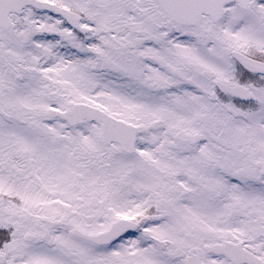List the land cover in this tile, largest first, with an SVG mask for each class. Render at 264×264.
<instances>
[{
  "label": "snow or ice",
  "instance_id": "6c2138e0",
  "mask_svg": "<svg viewBox=\"0 0 264 264\" xmlns=\"http://www.w3.org/2000/svg\"><path fill=\"white\" fill-rule=\"evenodd\" d=\"M0 264H264V0H0Z\"/></svg>",
  "mask_w": 264,
  "mask_h": 264
}]
</instances>
